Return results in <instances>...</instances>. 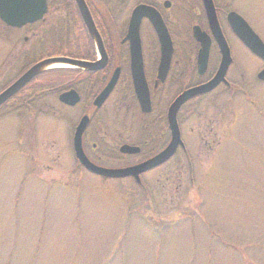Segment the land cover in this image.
Returning a JSON list of instances; mask_svg holds the SVG:
<instances>
[{"label": "rangeland", "instance_id": "rangeland-1", "mask_svg": "<svg viewBox=\"0 0 264 264\" xmlns=\"http://www.w3.org/2000/svg\"><path fill=\"white\" fill-rule=\"evenodd\" d=\"M226 3L264 41V0ZM135 6L126 5L121 21ZM176 8L168 13L175 40L193 45V20ZM115 21L108 24L117 40L122 22ZM42 29L0 21V92L57 51L39 44ZM144 33L155 45L149 25ZM230 43L233 90L189 105L180 118L185 149L143 175L141 186L79 165L72 143L83 107L66 108L43 90L0 110V264H264V82L257 78L264 64L232 37ZM47 70L55 73L41 82L46 90L70 80L64 72L71 67ZM110 104L93 126L100 125L104 152L114 156L123 142L140 144L147 135L141 121L154 128L155 119H143L130 101ZM157 147L143 157L99 163L129 166Z\"/></svg>", "mask_w": 264, "mask_h": 264}, {"label": "flooded vegetation", "instance_id": "flooded-vegetation-1", "mask_svg": "<svg viewBox=\"0 0 264 264\" xmlns=\"http://www.w3.org/2000/svg\"><path fill=\"white\" fill-rule=\"evenodd\" d=\"M226 1L227 0H84L99 36V39H96V36L90 31L82 16L77 0H48L47 13L44 18L37 23L43 27L39 44H41L43 48L53 44L54 47H57V51L45 58L63 57L87 65L74 66L70 71L64 72L69 75L66 77L70 78L69 82H67L68 85L60 82L53 90H46V84H42V87L45 88L43 89L44 91H50L56 94L58 100L63 93L69 91L75 92L79 97V102L74 106L64 104L60 102V100L59 102L69 109H79L82 107L86 109L81 119L75 125L74 135L81 120L84 117H88L89 123L82 137V145L90 161L96 165L105 167L103 164L99 163L100 160L108 159L121 162L123 161L122 159L127 157H143L144 150L151 149V146L154 147V145L157 144L158 151L156 153L147 156V158L142 159L138 163L129 165L135 166L153 158L170 144L172 136L168 125V113L171 106L186 91L211 82L217 76L222 66V51L214 38L209 20L207 4L211 2L215 9L221 31L228 44L230 63L225 73L224 80L220 82L217 88L208 94L188 100L180 107L177 114L179 125L182 114L192 102L202 100L222 88L230 92L233 90L234 83L231 81L230 77L235 71L236 55L230 43V37L239 43L240 41L233 33L228 17L231 13L235 12L241 15L247 22L248 20L243 14L229 8ZM130 2L136 4V6L132 9L130 17L127 20L121 21L120 16L126 15V13H123L127 11L126 5L130 4ZM138 6L151 7L160 14L173 44L169 66L166 71L163 72L161 71L162 47L158 35L151 20L147 17L142 19L140 24L141 56L144 82L149 92L151 107L149 112L143 110L136 93L134 86L132 49L131 43L127 38L132 14ZM175 7H177L176 9L178 13L181 14V17L193 20L189 28V35L192 38L193 45L184 47L175 40V33L168 19V13ZM115 20H120L122 22V24L118 26L119 34L117 35H119V38L117 40H115L116 37L114 38L110 33L108 24V22H115L117 24L118 22ZM37 24L27 27H33ZM145 25H149L151 28L155 39V45L147 42L144 33ZM114 29L117 30L115 25ZM196 29L206 34L210 38L211 43L209 47L208 63L204 71L199 68V56L202 46L195 38ZM47 39L49 41H47ZM242 46L250 53L244 45ZM251 55L254 56L253 54ZM116 75L118 80L115 87L104 104L100 108L97 107L95 101L105 91L108 84ZM30 86L31 85L28 84L17 96H15L14 100L27 96L30 90L34 88ZM14 100L11 101L13 102ZM128 101L133 104L131 108L135 111L137 110V113L143 119L151 121V123H153L155 119V126L154 128L148 127L143 124L142 120V132L147 134L143 141L135 145L123 142L120 144L116 155L111 156L104 152V145H101L105 142L106 138L99 129L100 125H98V128H95L93 124H97L96 119L98 115L110 103L114 104L117 102V104L121 106L123 102L125 103ZM162 125L165 126L163 127L165 129H162ZM93 127L95 129L91 132ZM157 129H160V131L156 132V138L153 137L152 134L153 131ZM90 135L93 138H90ZM124 145L139 148V153L133 155L121 153L120 149ZM129 166L125 164L123 167L112 166L106 168L116 169Z\"/></svg>", "mask_w": 264, "mask_h": 264}, {"label": "water", "instance_id": "water-1", "mask_svg": "<svg viewBox=\"0 0 264 264\" xmlns=\"http://www.w3.org/2000/svg\"><path fill=\"white\" fill-rule=\"evenodd\" d=\"M77 1L88 28L96 36V39H99L92 17L86 7L84 0ZM47 8L48 0H0V20L5 23L8 27L20 29L28 24H34L42 20V18L47 12ZM207 8L209 11V20L214 34V38L222 51V66L217 76L211 82L186 91L171 106L168 113V125L172 136L170 144L159 154L139 165L116 169L105 168L96 165L92 161H90L84 152L82 145V137L89 123V118L84 117L76 129L73 139V148L76 159L81 164V166L86 169L89 173L102 178L114 180L133 178L137 183H141L142 174L162 166L177 153L179 148H185V144L182 141L181 131L177 119L178 110L188 100L197 96L208 94L212 92L215 88H217L220 82L224 80L225 73L230 63L228 44L217 21L215 9L213 7L212 2L207 4ZM144 17H147L151 20L158 35V39L162 47L161 71L163 72H165L167 67L169 66L170 57L173 51V44L166 26L160 14L156 10L148 6H138L134 10L131 17L130 27L127 36L128 40L131 43L133 56L132 59L134 86L143 110L149 112L151 110L150 99L147 86L144 82L140 42V24ZM228 21L233 33L243 43V45L253 55H255L264 62V42L259 37V35L256 34V32L252 29L248 22L242 16L235 12L229 15ZM195 38L202 46L199 56V68L200 70L204 71L206 70L208 63L209 47L211 44L210 38L198 29H196ZM54 64H65L71 67L78 65H87L63 57L42 60L33 65L11 86H9L7 89L0 93V107H2L11 98H13L18 92H20L37 76L44 73L47 68H49V66H52ZM257 78L258 80L264 82V68L262 69V71H260ZM117 80L118 77L116 75L108 84L105 91L95 101V105L97 107L100 108L104 104L111 91L115 87ZM59 100L64 104L74 106L79 102V97L75 92L69 91L63 93L59 97ZM120 151L123 154L133 155L139 153V148L124 145L121 147Z\"/></svg>", "mask_w": 264, "mask_h": 264}, {"label": "trees", "instance_id": "trees-1", "mask_svg": "<svg viewBox=\"0 0 264 264\" xmlns=\"http://www.w3.org/2000/svg\"><path fill=\"white\" fill-rule=\"evenodd\" d=\"M51 73H55V72H52V71H48L47 73H45V74H43V75H41V76H39L35 81H33L30 85V87H34L33 89H31L30 90V94H29V96H34L35 94H44L43 92V87H42V81H43V79H47V76L49 75V74H51ZM38 81L40 82V83H38ZM44 84H47V82L46 83H44ZM28 98V96H26V98H25V100ZM15 99V97L12 99V100H14ZM10 102H12V101H10ZM10 102L9 103H7L6 105H4L3 106V108H5V107H7L9 104H10ZM3 108H1V110L3 109Z\"/></svg>", "mask_w": 264, "mask_h": 264}, {"label": "bare ground", "instance_id": "bare-ground-1", "mask_svg": "<svg viewBox=\"0 0 264 264\" xmlns=\"http://www.w3.org/2000/svg\"><path fill=\"white\" fill-rule=\"evenodd\" d=\"M49 67H68V65H65V64H54V65L49 66Z\"/></svg>", "mask_w": 264, "mask_h": 264}]
</instances>
